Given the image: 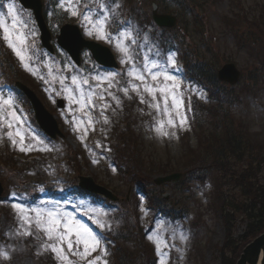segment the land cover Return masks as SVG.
I'll return each mask as SVG.
<instances>
[{
  "label": "rangeland",
  "instance_id": "obj_1",
  "mask_svg": "<svg viewBox=\"0 0 264 264\" xmlns=\"http://www.w3.org/2000/svg\"><path fill=\"white\" fill-rule=\"evenodd\" d=\"M153 1L160 5L162 12L165 9V12L180 17L179 28L175 31L179 38L177 44L191 53L188 55L190 60L200 62L199 64L202 62V65L206 63V69L216 74L223 64L233 61L243 72L237 85L231 87L224 82L219 83L221 90L226 93L223 104L215 101L212 104L208 103L204 92L198 88L190 89L186 79L183 80L181 86L184 97L183 111L188 117V123L183 129L178 125L177 128L168 126L162 106L159 112L155 107H149L151 98L146 93L143 94L145 103H140V97L130 88L125 95L121 89L128 87L131 78L126 76L129 64L121 63L123 54L116 49L117 39L111 41L99 39L95 32L90 36L83 26V14L91 12L102 15L100 10L103 9L109 17L105 28L108 33L118 38L120 31L130 27L133 37L134 28L131 25L125 27L116 22L122 20L123 23L129 14L134 15L136 22L145 29V34L141 37L144 42L141 48L136 47L137 44H129L127 39L121 42L129 46L130 56L139 65L143 57L148 55V50L153 54H159L160 43H166V38H162L166 33L159 36L154 28L147 30L146 27V21L149 23L152 19ZM44 2L47 5L49 28L53 33L52 42L56 43L55 35L59 34L58 30L62 24L79 25L85 38L102 42L114 52L120 65L119 72L114 73H120L116 80L123 81V85L108 89V92L119 97L117 104L108 92L103 91L108 88L107 81L96 85L94 77L97 73L84 77L82 69H86H76L68 55L60 48L56 51L60 62L46 56L45 62L42 63L45 71L31 62V49L28 44H25L28 49L25 63L30 67L25 69L19 59L12 61L17 63L19 69L15 64L11 70H14L15 74L19 71L25 74L39 89L40 99L45 101L48 109L60 122L61 129L66 132V138L48 143L46 137L36 128L32 130L25 125L23 116L15 108L14 103L11 109L0 108V181L5 185V193L0 199V251L10 254V259L7 260L0 257V264H57L54 254L44 247V244L49 242L46 241L45 234L36 228L35 221L29 228L33 232L32 236L15 234L22 230V226L18 215L11 208V203L15 202L14 198L31 207L41 206V201L58 203L62 210L72 213L97 233L102 241L100 248L84 260L69 254V259L74 264H87L88 259L96 257H100L98 264H104L105 260L108 264H115L117 253L109 251V246L102 236L105 231L113 235L125 232L124 236L128 242L119 244L120 252H123L128 260L133 256L135 264H148L149 252L154 255V264H225L221 260L222 255H226L227 264H230L232 248L241 245L245 239L246 217L231 213L232 217L228 218V229L224 218L218 215L217 197L219 194L227 196L229 193L230 196L233 194L237 201H247V198L243 197V193L234 182L229 178L221 179L220 175L217 180L220 189L216 194L213 177L217 176L218 171L210 176L207 180L209 183L206 184L192 180L193 173L188 175L187 171L201 159L207 160L210 150L213 152L215 144L213 140L216 137L223 138L224 129L213 118L214 115L211 114L213 109L215 116L217 112L229 114L231 118L229 121H232L233 125L232 131L239 132L244 125L247 127L248 135L253 136L255 141L264 143V0H44ZM62 3L64 7L60 6ZM72 10H76L78 15H71ZM116 26L117 30H114ZM7 27L14 39L12 24ZM233 31L239 33L242 39H238ZM180 41L185 43L187 48L180 45ZM164 46L170 51H175L176 62L182 58L176 46L173 44ZM10 55L15 57L13 52ZM91 57L90 53L86 52L84 64L94 66ZM98 73L107 74L105 71ZM41 76L45 79H41ZM72 76L77 77L85 92L83 111L75 101L68 99L67 92L60 89L59 81L63 78L65 86L73 89V94L79 97V92L75 91V86L71 83ZM90 78L95 82V86L82 84L84 79ZM132 82L139 83L134 80ZM2 94L0 93V97L8 98ZM101 94L104 99L100 98ZM192 94L198 95L195 104L201 115L202 132L201 130L197 132L198 128L190 126L188 103ZM89 96L91 104L87 103ZM57 98L65 100V108L57 107ZM201 103H204L206 108H199ZM24 105L26 111L33 117L25 101ZM12 112L16 114V119L10 115ZM89 116L91 121L88 119ZM205 119L207 123L203 122ZM162 120L165 121L163 130L169 132L168 136L156 131ZM9 122L13 124L11 129L8 128ZM126 127L133 130L131 138L124 139L121 132ZM8 131L13 132V138L18 142L20 137L15 134L17 131L20 132L26 137L25 143L31 142L38 150L20 152L19 145L12 146L7 137ZM173 132L175 135H171ZM36 134L38 139L42 138L46 144L31 141L30 135ZM132 140L136 142L137 148L143 149L138 169L145 174L144 179H134L132 172H128L126 168L122 169L116 163L115 158L119 160V157H114L121 155L118 150H112L114 143L124 144ZM121 161L123 163L122 156ZM159 164H165L167 168L172 166L173 171L184 172L187 177L181 178L178 183L158 186L153 180L163 175L154 168V165L159 167ZM244 164L239 163L235 167L240 165V168ZM254 167L256 168L255 164ZM259 168V179L264 183V162ZM78 171L81 172L80 175L92 176L99 185L107 186L111 190L115 188L117 191L114 192L119 197V205H116L118 207L109 209L100 198L90 197L86 192L81 195L70 193L67 195V202L60 201L59 195L56 198L51 190L58 194L67 191L65 187L70 180L79 182ZM163 195L167 199H164ZM161 199L163 201L160 208L169 214L172 213V216L184 217L180 220L170 219L169 216L157 217L151 231L146 233V227L151 219L147 207L153 201L159 203ZM89 209L93 210L89 216H94L96 211L101 213L98 219L105 224L103 229L93 224L89 216L82 214ZM173 209L175 212H172ZM23 228H28V225H24ZM149 236L152 240L148 239ZM182 236L187 239H182ZM102 249L107 250L106 256Z\"/></svg>",
  "mask_w": 264,
  "mask_h": 264
},
{
  "label": "snow or ice",
  "instance_id": "obj_2",
  "mask_svg": "<svg viewBox=\"0 0 264 264\" xmlns=\"http://www.w3.org/2000/svg\"><path fill=\"white\" fill-rule=\"evenodd\" d=\"M64 7L62 3L60 5ZM7 14L12 19V29L14 30L17 26V9L15 6V0L7 3ZM71 7V5H69ZM101 14H93L91 12H86L83 14L82 21L83 26L88 35H93L94 32L99 39L113 40L117 39L116 49L123 54L121 63H128L129 67L126 71V76L131 78L128 87H122V91L127 95L129 88L136 92L140 97V103H145L144 93H146L150 98L151 102L149 107H155L159 112L161 111L163 115L167 118L166 124L172 128L183 129L188 123V117L183 111L184 109V97L182 94V82L184 76L181 74L180 70L176 68V53L175 51H169L161 57L159 54H153L151 50H148V55L143 57L142 63L137 65L136 61L130 56V49L127 44L121 41L127 39L129 44H135V39L131 35L130 27L119 32V36L114 37L113 34L108 33L105 28L108 23L109 17L107 13H104L103 9L100 10ZM71 15L77 16L76 10L71 11ZM0 28L4 30V40L7 42V46L19 59L20 63L28 69L30 65L25 63L26 54L28 49L25 47L26 40L23 34H16L15 38H12L9 28L5 25L4 19L0 16ZM30 59V58H29ZM35 74V73H34ZM120 73H114L108 71L107 74L97 73L94 77L96 85L107 81L108 88L103 91L108 92V89L116 85H123V81L116 80V77ZM150 78V79H149ZM41 79H45L41 76ZM132 80L138 81L139 83H133ZM48 81L46 80V83ZM71 83L75 86V91L79 92V97L73 94V89L65 86V81L63 78L60 79V89L68 93V99L70 101H75L80 110L83 111L85 108V92L81 86V82L76 76L71 77ZM83 85H89V80L84 79L82 81ZM95 86V85H94ZM93 87V86H90ZM58 89V90H60ZM108 95L112 97L113 100L117 101L119 104V97L108 92ZM101 99L104 96L101 94ZM87 103L91 104V96L87 98ZM6 107L11 109L13 107V98L9 96L7 99L0 97V108ZM107 107V105H105ZM190 110V109H189ZM103 111V109H102ZM13 119H16V114L14 112L10 113ZM91 121V117H88ZM105 122L107 120L105 119ZM13 124L9 122L8 128L11 129ZM165 128V121H160L159 127L156 131L161 133L163 136H168L169 132L163 130ZM86 134V130H85ZM16 136H19V142L13 138V132L8 131L7 137L10 139L13 147L19 145L18 150L22 153H28L34 150H38L34 145L29 142L25 143L26 137L20 132H16ZM175 135V132L171 133ZM30 140L35 141L36 144H46L42 139H38V134L30 135ZM45 150H51L50 148H45ZM96 161L94 160L93 163ZM115 171V169H113ZM15 202L11 203V208L19 217V222L22 226V230L16 232L18 236H32L33 232L29 230L32 222L35 221L36 228L45 234L46 241L44 247L54 254L57 264H74L73 261L69 259V254L72 256L79 257L81 260L90 257L92 253L96 252L101 246V238L93 231L91 227L81 222L72 213L62 210L58 203L53 201H41V206L31 207L27 206L14 198ZM53 205L52 207H47V205ZM92 209L84 211L82 214L89 216ZM34 214V216L32 215ZM101 215L99 211H96L94 216H89L93 224H96L100 229L105 227V224L98 219ZM24 225H28V228H23ZM182 239H187L182 236ZM152 240V237H148ZM103 254L107 255V250L102 249ZM0 257L7 260L10 259V254L6 251H0ZM100 257L95 259H88L87 264H98ZM104 264H108L107 260Z\"/></svg>",
  "mask_w": 264,
  "mask_h": 264
},
{
  "label": "trees",
  "instance_id": "obj_3",
  "mask_svg": "<svg viewBox=\"0 0 264 264\" xmlns=\"http://www.w3.org/2000/svg\"><path fill=\"white\" fill-rule=\"evenodd\" d=\"M205 70H198V74L194 76L197 81L202 82L210 92L212 96V102L223 104L224 95L226 94L220 88V82L217 80V75L215 72L211 73L206 67L202 66ZM199 69V68H198ZM211 109V106H209ZM212 115H214L215 121L219 122L223 127V138H215L213 141L214 147L213 152L210 150V156L206 158L207 160L201 159L192 166L187 172L192 174L191 176H196L199 179H204L208 175H212L218 171L217 176L213 177L214 181L218 180V175L221 179L229 178L230 181L234 182L237 185V188H240V192L243 193V197L247 198V201L241 202V200H236L233 194L230 196L227 193V196L223 198L220 197V202L218 203L221 215L224 217L226 226H228V218L232 217L231 213L241 214L245 216V223L247 225L245 239L241 245H237L232 248L233 256L230 257V264H235L238 260L242 247L249 243L253 238L257 237L259 234L264 232V183L259 179L260 177V168L259 166L264 162V143L262 141H255L254 137L247 134V127L244 125L241 126L242 130L239 129V132L232 131L233 125L231 124V118L229 114L225 112H217L216 116L214 114V109L211 110ZM123 131L122 138H131V131ZM126 132V133H125ZM239 137V138H238ZM212 148V147H211ZM123 159V163H126L129 167V172H132L134 179H144L145 174L139 170V158L142 148H137L135 141H128L124 143L123 146L119 145L118 147ZM125 159L132 160L130 162ZM249 161H254L249 163ZM122 162V161H121ZM236 163V164H235ZM239 163H245L242 167L239 166L236 168L235 165ZM256 165V168L254 167ZM155 168L163 174H169L173 171V167L170 168L165 164H159V167ZM209 176V177H210ZM208 178V177H207ZM219 182V181H218ZM161 201H153L154 207L160 208ZM225 251V250H224ZM149 252V251H148ZM226 252V251H225ZM117 256L115 264H135L133 263V256L130 257L131 260L126 259L123 252L117 250ZM148 264H154V255L149 252ZM226 255H222V262L227 264Z\"/></svg>",
  "mask_w": 264,
  "mask_h": 264
},
{
  "label": "water",
  "instance_id": "obj_4",
  "mask_svg": "<svg viewBox=\"0 0 264 264\" xmlns=\"http://www.w3.org/2000/svg\"><path fill=\"white\" fill-rule=\"evenodd\" d=\"M22 2L28 6L32 5L36 9V13L38 14V21L40 22V26L43 29L44 32V39H45V45L47 47L49 46L48 39H49V32H47L44 21L40 17V2L36 1V4H32L30 0H22ZM30 5V6H31ZM155 20L160 26H173L175 18H172L167 15L158 16L156 12H154ZM62 36L60 37V44L61 46H64L69 53L73 56L74 60L77 62L79 61L80 53L79 51L83 47H88L91 49L92 52H94L96 60H98L100 63H103L104 65H111L115 66L116 62H114L113 55L109 49H106L102 47L100 44L91 43L88 41H84L81 37V33L78 30L77 27L72 26H65L62 28ZM68 36H70V40H67ZM241 76V72L236 68V65L234 63L232 64H226L221 68V71L219 72V79L225 80L231 84H234L238 82L239 77ZM30 98L34 100L38 121L40 122L42 128L44 131L49 133L52 137L56 138L57 134L60 133L62 135V132L59 131L58 123L54 120L52 115L45 110L44 106L36 100V98L29 93ZM63 104V101H60ZM62 104L60 106H62ZM180 178V175L178 174H172L167 177H159L155 182L156 184L161 183H168L170 181H178ZM81 186L89 189L90 191H93L95 193L104 194L106 197H109L112 200H115L116 197H113L112 193L108 191L105 187L98 186L93 178H85L82 177ZM3 185L0 182V196L3 194ZM237 264H264V233L251 241L250 244H248L243 253L241 254V257Z\"/></svg>",
  "mask_w": 264,
  "mask_h": 264
},
{
  "label": "flooded vegetation",
  "instance_id": "obj_5",
  "mask_svg": "<svg viewBox=\"0 0 264 264\" xmlns=\"http://www.w3.org/2000/svg\"><path fill=\"white\" fill-rule=\"evenodd\" d=\"M11 2V0H0V16L3 17L5 25H11L12 19L7 14V3ZM15 6L17 9V26L13 30V37L16 34L20 33L23 34L26 40V44L32 47L33 45L38 46V53L32 52L31 54L34 56H38L43 50L42 47V40H41V33L38 31L36 21L34 20V15L31 10H26L22 7L20 1L15 0ZM56 37V35H55ZM7 42L4 40V30L0 28V73L1 78L3 81L8 83V86H12V89L16 91L15 83L17 82L18 74H15L14 70H11V67L14 69V65L17 64L16 62H12L14 60H18L15 56H11V50L6 44ZM15 58V59H14ZM22 81V80H20ZM24 82V81H23ZM25 83V82H24ZM29 86L30 83L27 82Z\"/></svg>",
  "mask_w": 264,
  "mask_h": 264
}]
</instances>
